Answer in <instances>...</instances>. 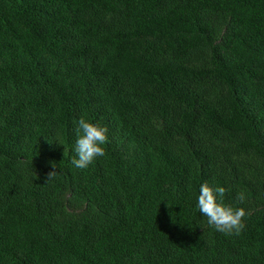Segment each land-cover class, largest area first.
<instances>
[{
  "label": "trees",
  "instance_id": "obj_1",
  "mask_svg": "<svg viewBox=\"0 0 264 264\" xmlns=\"http://www.w3.org/2000/svg\"><path fill=\"white\" fill-rule=\"evenodd\" d=\"M0 264H264V0H0Z\"/></svg>",
  "mask_w": 264,
  "mask_h": 264
},
{
  "label": "clouds",
  "instance_id": "obj_2",
  "mask_svg": "<svg viewBox=\"0 0 264 264\" xmlns=\"http://www.w3.org/2000/svg\"><path fill=\"white\" fill-rule=\"evenodd\" d=\"M77 139L75 144L76 158L71 164L78 169L87 168L96 158L105 156V145L108 142V128L85 117L75 120ZM66 154V150H65ZM57 175L55 168L47 174V182ZM226 188L213 186L204 182L200 186L197 198L199 212L207 217L209 226L226 235H239L245 228L244 218L251 212L244 207H237L225 202ZM246 197L243 192L236 195V201L242 204Z\"/></svg>",
  "mask_w": 264,
  "mask_h": 264
}]
</instances>
